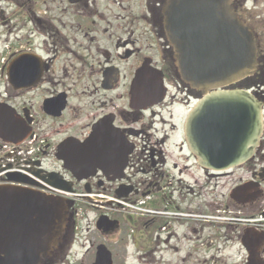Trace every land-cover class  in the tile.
<instances>
[{"label": "flooded vegetation", "instance_id": "1", "mask_svg": "<svg viewBox=\"0 0 264 264\" xmlns=\"http://www.w3.org/2000/svg\"><path fill=\"white\" fill-rule=\"evenodd\" d=\"M9 1L0 104L70 187L66 196L24 188L71 204L45 264H107L105 254L109 264H252L247 252L264 264V6L232 1L256 56L218 91L242 94L236 116L250 123L257 108L262 132L250 158L218 173L199 167L185 141L204 95L180 80L165 0ZM65 143L69 153L92 143L89 153H114L115 165L128 155L123 168L103 162L78 181L55 160Z\"/></svg>", "mask_w": 264, "mask_h": 264}, {"label": "water", "instance_id": "2", "mask_svg": "<svg viewBox=\"0 0 264 264\" xmlns=\"http://www.w3.org/2000/svg\"><path fill=\"white\" fill-rule=\"evenodd\" d=\"M233 0H165V38L174 49V61L180 80L202 91L204 97L192 109L185 125V141L199 167L208 171H225L246 161L257 147L262 132L259 110L252 107L250 123L235 114L247 103L242 94L220 92L245 77L253 66L257 40L232 8ZM7 80L10 82L9 77ZM142 78L134 81V86ZM210 92V93H209ZM29 135L24 124L15 121L9 106L0 104V140L13 145ZM93 143V142H92ZM92 143L81 149L87 153H69L72 146H61L55 159L78 181L86 179L93 167L103 162L114 169V153H89ZM109 158H112L109 162ZM38 166L39 164L36 163ZM40 177V172L35 173ZM12 183L33 184L22 176L8 177ZM54 189L70 192L58 175H47ZM70 202L14 186L0 187V264H45L51 247L63 236ZM249 262L259 264L250 252ZM107 264L109 255L105 254ZM254 261V263H253Z\"/></svg>", "mask_w": 264, "mask_h": 264}, {"label": "built area", "instance_id": "3", "mask_svg": "<svg viewBox=\"0 0 264 264\" xmlns=\"http://www.w3.org/2000/svg\"><path fill=\"white\" fill-rule=\"evenodd\" d=\"M35 137L22 142L19 145L6 144L0 141V185L11 184L8 177L11 175L23 176L36 184L38 189H48L56 195H69L51 188L33 174L41 171V175L52 173L49 167L50 159L42 150V143H37ZM39 163V166H36ZM48 167L50 169H48Z\"/></svg>", "mask_w": 264, "mask_h": 264}, {"label": "rangeland", "instance_id": "4", "mask_svg": "<svg viewBox=\"0 0 264 264\" xmlns=\"http://www.w3.org/2000/svg\"><path fill=\"white\" fill-rule=\"evenodd\" d=\"M251 5V3H248ZM256 5H263L264 0H257ZM264 12V8H261ZM9 11H10V1L9 0H0V18L3 20L0 21V101H8V91L9 85L7 83L6 75L3 73V64L6 63L5 55L7 53V40L9 39L8 36V25L7 20L9 18ZM5 23V26L1 24Z\"/></svg>", "mask_w": 264, "mask_h": 264}]
</instances>
